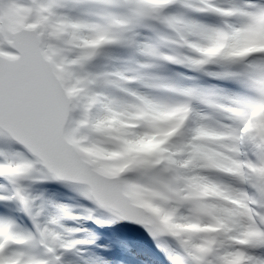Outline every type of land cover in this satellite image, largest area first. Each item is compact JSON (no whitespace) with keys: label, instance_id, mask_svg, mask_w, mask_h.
Segmentation results:
<instances>
[{"label":"snow or ice","instance_id":"snow-or-ice-1","mask_svg":"<svg viewBox=\"0 0 264 264\" xmlns=\"http://www.w3.org/2000/svg\"><path fill=\"white\" fill-rule=\"evenodd\" d=\"M88 221L264 264V0H0V264H114Z\"/></svg>","mask_w":264,"mask_h":264},{"label":"rangeland","instance_id":"rangeland-1","mask_svg":"<svg viewBox=\"0 0 264 264\" xmlns=\"http://www.w3.org/2000/svg\"><path fill=\"white\" fill-rule=\"evenodd\" d=\"M70 195V194H69ZM118 225H119V223H116V224H113V228H118ZM131 229H133L132 227H131ZM136 229H138V230H141L142 231V229L141 228H134L133 230H136ZM140 231V232H141ZM97 253V252H96ZM114 262V261H113ZM119 264V263H118Z\"/></svg>","mask_w":264,"mask_h":264}]
</instances>
